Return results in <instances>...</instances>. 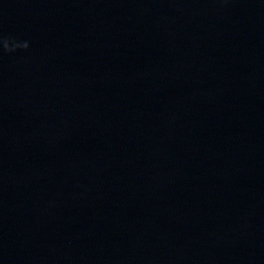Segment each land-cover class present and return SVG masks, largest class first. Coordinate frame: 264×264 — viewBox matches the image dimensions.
<instances>
[{
    "label": "water",
    "instance_id": "water-1",
    "mask_svg": "<svg viewBox=\"0 0 264 264\" xmlns=\"http://www.w3.org/2000/svg\"><path fill=\"white\" fill-rule=\"evenodd\" d=\"M0 264H264V0H0Z\"/></svg>",
    "mask_w": 264,
    "mask_h": 264
},
{
    "label": "clouds",
    "instance_id": "clouds-1",
    "mask_svg": "<svg viewBox=\"0 0 264 264\" xmlns=\"http://www.w3.org/2000/svg\"><path fill=\"white\" fill-rule=\"evenodd\" d=\"M5 47L7 48V44H5ZM25 47H27V45H25Z\"/></svg>",
    "mask_w": 264,
    "mask_h": 264
}]
</instances>
